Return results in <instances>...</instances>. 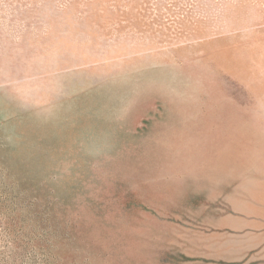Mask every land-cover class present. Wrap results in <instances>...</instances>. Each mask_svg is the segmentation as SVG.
I'll return each mask as SVG.
<instances>
[{
  "label": "rangeland",
  "instance_id": "rangeland-1",
  "mask_svg": "<svg viewBox=\"0 0 264 264\" xmlns=\"http://www.w3.org/2000/svg\"><path fill=\"white\" fill-rule=\"evenodd\" d=\"M0 264H264V0H0Z\"/></svg>",
  "mask_w": 264,
  "mask_h": 264
}]
</instances>
